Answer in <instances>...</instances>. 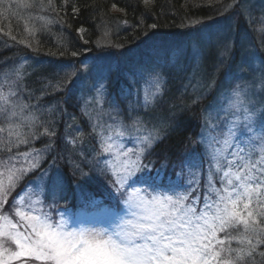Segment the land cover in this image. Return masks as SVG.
Instances as JSON below:
<instances>
[{"label": "snow or ice", "instance_id": "6c2138e0", "mask_svg": "<svg viewBox=\"0 0 264 264\" xmlns=\"http://www.w3.org/2000/svg\"><path fill=\"white\" fill-rule=\"evenodd\" d=\"M151 2L143 0L145 5ZM239 3L233 0L230 7ZM0 6L8 11L12 4L0 0ZM23 7L31 12L45 5L43 0H24ZM261 22L264 25V16ZM259 31L264 33V26ZM223 48L230 51L227 43ZM2 60L0 264H264V251L259 250L264 248V70L259 91L255 76L250 86L233 81L227 91L220 88L215 74L225 64L223 58L212 73L202 65L194 67L179 98L166 99L167 65L160 64L138 74L133 84L143 81L144 86L135 90L130 86L113 94L103 84L94 86L80 112L88 118L89 135L97 146L85 148L79 124L75 137L67 131L58 136L57 117L66 112L60 101L41 106L48 89L34 96L25 85L24 64L17 67L10 57ZM67 82L50 86L63 92ZM189 88L190 104L183 101ZM205 94H214V99L202 110L197 142L203 152L187 157L180 171L171 174L166 164L157 168L146 163L156 146L184 125L185 113L199 106ZM125 113L130 122H125ZM69 117L66 129L77 121L75 115ZM42 138L47 142L36 148ZM58 139L66 149L52 155ZM58 159L65 161L68 172ZM37 171L35 181L20 187ZM77 176L85 181L103 178L115 203L102 217L70 215L61 204L67 199L69 177ZM78 188L86 202L104 203Z\"/></svg>", "mask_w": 264, "mask_h": 264}, {"label": "trees", "instance_id": "16d2710c", "mask_svg": "<svg viewBox=\"0 0 264 264\" xmlns=\"http://www.w3.org/2000/svg\"><path fill=\"white\" fill-rule=\"evenodd\" d=\"M15 1L17 5L24 3V0ZM10 2L12 7L8 11L4 6H0V69L3 68V57H10L17 67L23 61L28 66L31 65L30 67L37 66L35 70L26 73L27 90L40 97V90L47 88L48 92L40 99V105L48 107L60 101V107L66 109L63 117L58 120V136L64 135L61 130L64 120L70 118L69 114L75 115L77 124L82 126L84 145L92 138L89 135L91 129L86 118L81 115L75 88L76 76L85 67L94 64L99 58L106 57L104 59L109 61L114 57L117 63L110 72H107L105 86L113 94H118L120 89L127 88L124 83H115L114 78L116 75L120 76L121 68L128 67V64L134 62L138 63L134 54L150 47L156 50L154 47H157L159 53L166 49L170 56H173V51L181 48L183 54L176 57L177 61H180L195 37L199 35L200 22L210 23L219 17L232 21L236 30L234 48L247 33L242 23L243 0H240L236 7H230L233 0H152L148 5H145L143 0H52L51 7L47 6L48 0H43L45 7L31 12L25 10L23 6L15 5L12 0ZM152 25L156 27L153 28ZM80 29L84 31L80 32ZM12 36H15L16 40H12ZM259 51L264 58V48H259ZM209 61L207 58L206 63ZM187 72L186 70L183 74L180 69L175 68L167 80L168 83L180 80ZM65 79L68 82L63 92H54L50 85ZM122 80L124 79L120 77V81ZM183 98L184 103L190 104L191 95L186 93ZM213 98L214 94L206 95L199 106L191 107L185 113L184 125L178 131L171 132L158 144L145 162L151 161L157 168L166 164L167 172L171 174L173 170L180 171V165L187 157L202 153L203 146L197 142L203 124L202 110ZM31 102L36 104L35 99ZM121 106L124 107L123 104ZM124 119L127 120L126 113ZM91 141L94 144V139ZM46 142V139L42 138L35 143V147L41 148ZM55 147L56 152L52 155L66 149L65 144L59 139ZM52 155L48 156L44 167H47V162H51ZM58 163L64 167L65 172L69 171L63 159H58ZM38 176L39 171L30 174L20 187L29 181H35ZM69 180L70 191L79 190L80 186L96 197L98 195L104 197L106 192L109 193L104 180L99 181L96 177L85 181V178L77 176L69 177ZM19 190L18 187L16 191ZM12 195L15 196L16 192ZM68 198L67 196V200ZM71 200L72 203L66 205L68 209L73 208L71 205H74L75 198L72 197ZM83 206L88 205L78 204L74 208ZM259 250L264 251V248Z\"/></svg>", "mask_w": 264, "mask_h": 264}, {"label": "rangeland", "instance_id": "374dc122", "mask_svg": "<svg viewBox=\"0 0 264 264\" xmlns=\"http://www.w3.org/2000/svg\"><path fill=\"white\" fill-rule=\"evenodd\" d=\"M12 2L17 5L15 0ZM20 4V3H18ZM23 6V5H17ZM243 15V24L245 25L246 35L240 42V44L234 48V42L236 40V30L234 23L227 18L219 17L216 21H210V23H201L200 26V33L198 36L195 37L193 42L189 45L188 51L185 53V56L181 58L179 64L176 69L184 68L186 69L187 75L181 77L178 81H169L167 84L168 89L170 92L168 98H175V94L177 98L181 97V92L183 90V85L188 83V80L192 77V72L194 67L198 65L203 66V70H206L208 73L213 72V66L219 62L220 59H225V64L221 66V70L216 73L217 83L220 88L227 91V85L235 81L236 83L242 85L250 86L251 79L253 76L257 79V91H259V77L262 75V70H264V58L261 55L259 48H264V33L260 32L259 29L264 26L262 25L261 18L264 16V0H243L242 4V13ZM200 36V37H199ZM180 43L179 41H177ZM227 43L230 46V51L228 53L224 52L223 45ZM181 45V44H178ZM182 46V45H181ZM150 47L142 52H138L135 55L137 58L138 63L134 62L128 64V67H124L120 69V76L116 75L114 78V82L124 83L126 88L132 87L135 90V87H143V81L139 85H134L133 81L139 79V73L144 71L146 68L151 67L156 64L160 65H167V70L165 71V78L169 80L172 76L174 71L173 65L177 63V56H181L183 54V49L180 50L176 49L173 51V56H170V52H167L166 49H163L164 52H158L159 49L157 47ZM160 51V50H159ZM239 51V54H238ZM187 54V55H186ZM133 55V57H134ZM106 58V57H104ZM104 58H99L95 61L94 64L85 67L80 74L76 76V92L77 98L79 100L80 107L82 106L85 99H88L91 95L94 94V86H98L100 84L105 85L106 83V76L107 72H110L113 68V65L116 62V59L106 61ZM108 58V57H107ZM209 58L210 61L207 64L206 59ZM24 64L23 71L28 73L37 68V66H28V64L23 61L21 62ZM20 63V64H21ZM205 63V64H204ZM127 64V61H125ZM19 66V65H18ZM111 67V68H110ZM185 70V71H186ZM181 71V70H180ZM185 71H181L183 74ZM175 76V75H173ZM120 77L124 80L120 81ZM178 78L180 76H177ZM176 77V78H177ZM237 77H242V79L237 80ZM188 94L193 96L192 89L189 88ZM198 94V93H197ZM208 94H205V96ZM130 99H135V97H130ZM214 99V98H213ZM191 100V99H190ZM184 101V98H183ZM213 101V100H212ZM211 101V102H212ZM174 103H179V99H175ZM210 102V103H211ZM209 103V104H210ZM105 108H108V105H105ZM212 115L214 116L215 113L213 112ZM87 120V124L89 126L88 118L85 117ZM60 120V117H57ZM108 119L107 117L105 118ZM65 122L62 123L61 130L63 133L66 131L70 133L73 137L76 135V123L72 125L71 128L66 129V124L71 123L70 118L65 119ZM108 122H111L110 120ZM125 122H130L125 120ZM80 125V124H79ZM90 127V126H89ZM91 129V128H90ZM94 139V144L91 140ZM84 145L85 148L88 147H96V139L92 136ZM90 141V142H89ZM50 162H47V164ZM47 166V165H46ZM95 177V176H94ZM201 179L204 177L203 174ZM99 181H103V178H97ZM69 191L67 196L69 197L68 200L61 201L62 204L68 205L72 203L71 198H75L74 205H71L72 209H75L74 206L78 204H87L89 207L83 211H79L75 215H79L85 218L88 217H97L100 218L104 215L105 210L101 211H94L90 210L89 208H93L94 204L86 202V199H82L79 195V190L76 191ZM87 192V190H86ZM88 193H90L88 191ZM93 195V194H92ZM97 201H109L112 198L110 197L109 193L106 192L104 197L95 196ZM71 202V203H70ZM114 204V203H113ZM68 207V206H67ZM71 215V214H70Z\"/></svg>", "mask_w": 264, "mask_h": 264}]
</instances>
